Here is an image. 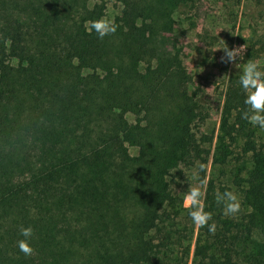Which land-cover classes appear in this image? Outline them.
I'll list each match as a JSON object with an SVG mask.
<instances>
[{
  "label": "trees",
  "instance_id": "trees-1",
  "mask_svg": "<svg viewBox=\"0 0 264 264\" xmlns=\"http://www.w3.org/2000/svg\"><path fill=\"white\" fill-rule=\"evenodd\" d=\"M103 1L0 0V264H264V129L241 118L240 75L215 137L199 134L204 104L164 36L192 0H115L117 31L99 39L85 23ZM183 169L207 181L216 224L193 246Z\"/></svg>",
  "mask_w": 264,
  "mask_h": 264
},
{
  "label": "rangeland",
  "instance_id": "rangeland-1",
  "mask_svg": "<svg viewBox=\"0 0 264 264\" xmlns=\"http://www.w3.org/2000/svg\"><path fill=\"white\" fill-rule=\"evenodd\" d=\"M104 15L115 18L119 6L115 0H104ZM103 15V16H104ZM169 45L179 52L189 81V92L204 104L201 109L204 123L199 134L206 137L217 134L220 112L228 78L241 74V69L232 62H225L223 49L246 44L243 60L239 57L236 63H245L248 47L258 52L254 60L264 70V2L259 0H192L180 7L174 14L171 30L164 33ZM226 42V44H225ZM88 70H83L86 74ZM212 148V147H211ZM135 153V149H131ZM209 165V164H208ZM209 168V167H208ZM194 171V170H193ZM192 170L183 169L177 177L183 198L191 186H199L198 176ZM187 213V214H186ZM185 220L190 223L188 212ZM184 220V221H185ZM194 228L192 246L196 237ZM250 251L249 240L241 245V253Z\"/></svg>",
  "mask_w": 264,
  "mask_h": 264
},
{
  "label": "clouds",
  "instance_id": "clouds-1",
  "mask_svg": "<svg viewBox=\"0 0 264 264\" xmlns=\"http://www.w3.org/2000/svg\"><path fill=\"white\" fill-rule=\"evenodd\" d=\"M85 28L89 34L94 31L99 39H103L105 36L115 34L118 25L113 17L104 15L86 22ZM219 49H223L224 51V57L222 59L225 62H232L235 64V67L241 69L239 83L245 93L244 104L248 106L247 110L242 112L241 118L253 127L258 126L260 129H264V70H261L258 62L251 59L243 63L242 68L241 63H236L237 57L243 60L247 49L246 44L234 48H228L226 44L225 47L216 48L214 52ZM199 169L206 171V166L200 164ZM206 183V180H202L199 186H191L183 198V206L188 210V215L195 227L207 226L209 232L215 233V222L209 224V221L212 220V213L205 211L204 200L206 190L204 185ZM215 199L217 205L222 206L225 216H234L241 209L239 195L233 190L217 192ZM33 233L34 230L31 226L23 227L21 229V235L24 238L17 242L19 250L26 256H31L34 253V248L31 245Z\"/></svg>",
  "mask_w": 264,
  "mask_h": 264
}]
</instances>
